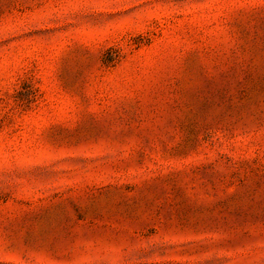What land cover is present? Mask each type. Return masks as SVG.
<instances>
[{
	"label": "rangeland",
	"instance_id": "374dc122",
	"mask_svg": "<svg viewBox=\"0 0 264 264\" xmlns=\"http://www.w3.org/2000/svg\"><path fill=\"white\" fill-rule=\"evenodd\" d=\"M0 264H264V0H0Z\"/></svg>",
	"mask_w": 264,
	"mask_h": 264
}]
</instances>
